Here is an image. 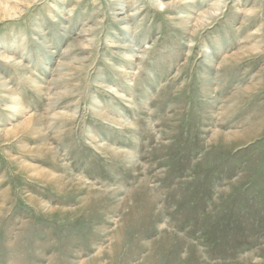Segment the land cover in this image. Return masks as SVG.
<instances>
[{
	"label": "rangeland",
	"instance_id": "rangeland-1",
	"mask_svg": "<svg viewBox=\"0 0 264 264\" xmlns=\"http://www.w3.org/2000/svg\"><path fill=\"white\" fill-rule=\"evenodd\" d=\"M0 264H264V0H0Z\"/></svg>",
	"mask_w": 264,
	"mask_h": 264
}]
</instances>
